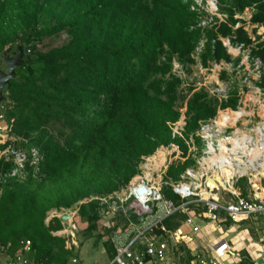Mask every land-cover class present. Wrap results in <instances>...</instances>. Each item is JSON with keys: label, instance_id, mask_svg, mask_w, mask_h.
Here are the masks:
<instances>
[{"label": "trees", "instance_id": "trees-1", "mask_svg": "<svg viewBox=\"0 0 264 264\" xmlns=\"http://www.w3.org/2000/svg\"><path fill=\"white\" fill-rule=\"evenodd\" d=\"M220 2L230 24L234 11L254 4L251 22L264 28V0ZM194 21L183 0H0V54L19 43L24 48V62L3 91L5 121L12 134L45 154L42 178L10 180L0 194V246L8 245L13 254L27 240L36 263L67 264L71 250L63 237L53 235L61 221L46 222L48 210L114 192L161 145L173 142L186 151L167 125L180 117L178 102L187 96L186 136L213 116L218 104L204 91L184 93L181 78L171 73L173 56L194 62L191 53L200 37L198 29H190ZM205 33V65L209 59H230L219 40L212 48L217 34L250 43L244 30L224 23ZM62 34L63 43L39 47L43 38ZM252 54L264 65V39ZM259 85L264 87V74ZM235 104L234 98L221 103ZM190 163L168 173L176 177ZM78 215L88 233L97 231V200L81 204ZM103 246L112 257L110 241ZM185 254L188 264L191 256ZM240 264L254 262L243 254Z\"/></svg>", "mask_w": 264, "mask_h": 264}, {"label": "built area", "instance_id": "built-area-1", "mask_svg": "<svg viewBox=\"0 0 264 264\" xmlns=\"http://www.w3.org/2000/svg\"><path fill=\"white\" fill-rule=\"evenodd\" d=\"M195 14L190 29H198L200 37L191 53L194 62L187 69H198L190 78L186 65L175 60L171 73L182 80L181 88L191 92L204 91L218 101L213 116L201 119L194 133L185 135V102L179 108L178 120L167 122L172 139L177 143L159 146L143 157L137 173L127 184L110 194L93 195L70 207L51 208L45 221L57 218L61 228L53 235L63 237L69 249L78 248L79 224L74 223L81 204L91 200L99 203V214L108 227L113 256L105 264H180L191 256L188 264H240L238 250L226 239L210 240L219 224L244 223L264 217V87L259 85L264 74L261 60L252 51L264 28L251 22L254 4L234 11L235 22L220 0H183ZM232 30L241 28L250 43H233L234 36L217 34L230 55L229 60L209 59L201 55L207 41L205 31H214L220 24ZM257 28L262 32H256ZM257 34V35H256ZM261 34V35H262ZM30 52V48L27 49ZM173 60V59H172ZM234 98L235 106L221 105ZM184 108V110H183ZM5 104H0V194L10 181H24L28 176H43L44 152L30 144L29 139L10 132L5 123ZM190 160L176 177L171 167ZM243 180L245 187L238 183ZM211 182V183H210ZM169 193L170 197L167 195ZM180 216H184L180 219ZM175 220L167 226L165 221ZM203 223V224H202ZM201 225L210 228L204 236ZM220 226V225H219ZM0 246V253L7 248ZM30 242H20V250L0 264H29ZM71 263L78 262L72 257ZM230 261V262H229Z\"/></svg>", "mask_w": 264, "mask_h": 264}, {"label": "rangeland", "instance_id": "rangeland-1", "mask_svg": "<svg viewBox=\"0 0 264 264\" xmlns=\"http://www.w3.org/2000/svg\"><path fill=\"white\" fill-rule=\"evenodd\" d=\"M255 31L258 32L260 30L257 28V30ZM260 32H262V30ZM261 34L260 35L256 34L259 40H261L264 37V32L262 35ZM64 40H65V35L62 34L60 36L43 38L38 45L39 47H41L42 45L43 46L59 45L63 43ZM174 58L175 60H177V57L173 56L172 63L174 62ZM188 65L191 66V63H188L186 65L185 74H188L190 78H194L198 74V69H196V67L195 69H190V68L187 69ZM182 90L184 93H187L186 90L184 89ZM186 98L187 96L184 98V100H186ZM238 185L244 188L245 182L241 180L238 183ZM74 223L79 224L78 234H76V239L81 241L80 242L81 247L84 246V244L89 243L92 249H99V247L103 245V241L107 240V237L109 236L108 227H105L104 225L105 221L101 217L98 221V229L94 233H88L86 229L81 227L83 226L84 223L87 224V222L84 221L79 215L74 219ZM219 225L216 228V230H214L213 233L211 234L213 236L212 239H214V241H217L220 238H224L228 240L238 250V254L241 256V258L243 254H246L254 262V264H264V217L248 220L247 222L241 224L228 222ZM201 230L203 235L208 237V233H210V228L201 225ZM102 247L104 250V255L108 256L104 246ZM87 248L88 247H86V249ZM89 257H84L80 262V264H92V258ZM108 260L109 258H105L102 264L106 263ZM180 264H184V261H181Z\"/></svg>", "mask_w": 264, "mask_h": 264}, {"label": "water", "instance_id": "water-1", "mask_svg": "<svg viewBox=\"0 0 264 264\" xmlns=\"http://www.w3.org/2000/svg\"><path fill=\"white\" fill-rule=\"evenodd\" d=\"M24 62V48L21 43L15 48H9L0 54V104L5 100L3 93L5 88H9L10 80L15 76V69ZM181 102H178V108H182Z\"/></svg>", "mask_w": 264, "mask_h": 264}, {"label": "crops", "instance_id": "crops-1", "mask_svg": "<svg viewBox=\"0 0 264 264\" xmlns=\"http://www.w3.org/2000/svg\"><path fill=\"white\" fill-rule=\"evenodd\" d=\"M264 38V37H263ZM85 225V226H84ZM82 228L86 229L87 224L84 223L83 226H81ZM210 239L213 237L212 235H209ZM80 240H78V248H73L71 251V257L69 258V261L67 264H72L71 263V258L72 257H76L78 258V262L75 264H80V262L82 261V259L84 257H89L92 258V264H102L104 262L105 258H109L108 256L104 255V250H103V245H99L101 247H99V249H92V247L90 246L89 243L84 244V246H80ZM86 247H88L86 249ZM78 249V250H77ZM20 250V248H18V250L15 251V253L11 254L9 247L5 248L1 253H0V263L7 261L9 258L13 257L14 254H16L18 251ZM25 257L27 258V260H29V264H38L36 263V260L34 258V251H31L29 253L25 252ZM78 256V257H77ZM42 264V263H39ZM105 264V263H104Z\"/></svg>", "mask_w": 264, "mask_h": 264}, {"label": "bare ground", "instance_id": "bare-ground-1", "mask_svg": "<svg viewBox=\"0 0 264 264\" xmlns=\"http://www.w3.org/2000/svg\"><path fill=\"white\" fill-rule=\"evenodd\" d=\"M211 183V182H210Z\"/></svg>", "mask_w": 264, "mask_h": 264}]
</instances>
